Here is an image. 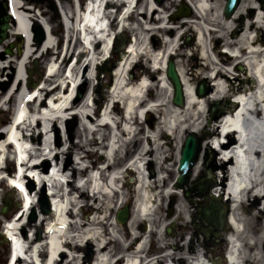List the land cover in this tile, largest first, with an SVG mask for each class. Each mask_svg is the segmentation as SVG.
I'll return each instance as SVG.
<instances>
[{
  "label": "bare ground",
  "instance_id": "1",
  "mask_svg": "<svg viewBox=\"0 0 264 264\" xmlns=\"http://www.w3.org/2000/svg\"><path fill=\"white\" fill-rule=\"evenodd\" d=\"M115 0H89L86 9L82 7L81 0L77 7L76 2L71 1V9L69 11L61 12L62 21L65 27L66 41L69 38H77L82 46L81 56L78 58L73 66L68 71L67 75L52 87V89H46L45 85H41L34 90H29L30 87H23V82L26 80L25 71L27 69L28 60L32 57L34 50H40V53L48 52L50 49L56 48V41L53 38V30L46 24H41L43 40L34 39V31L30 20L32 16L22 12L21 7L22 0H9L10 11L14 17V27L11 28V33L22 37L23 51L21 57L16 64L15 79L6 93L0 92L2 98V106L6 104L8 99L16 97V107L14 119L25 121L21 124L22 128H32L33 131L37 127H41V136L43 138L40 146L36 149L28 145L24 140L23 131L19 127H16V122L12 123L5 128L3 133H0V153L2 157L0 159V166L3 165V159L6 155V150L13 148L10 143H14L17 150V158L20 164L19 171L21 174L17 179H11L10 184L19 188L25 195V204L22 205V214L18 220L9 223L8 235L14 236L12 243V252L8 263L18 264L21 262L18 258L27 259L31 261V264H71L76 261V256L72 255L71 248L74 244L82 247L83 245H91L96 248L95 252L98 255L94 264H118L124 260H127L125 264H205V258H209L206 250V241L194 239H188V236L197 235L203 227L197 228L194 233H184L183 229H189L188 224L185 222V217L190 213V209L193 207L192 203L196 200H191L189 205L180 207L177 211V217L172 221V227L167 228L172 234L173 229H181L182 235H177L173 240L159 231L161 220L156 216V202L157 199H163L166 197L165 191H158L165 187L160 186L165 182V179L157 176L154 171H149L148 166L152 163L160 165V170L165 169V165L170 156L167 155L166 143L162 144L163 138L172 141V137L178 132L181 134L180 140V152L181 157L184 137L190 129L194 134H200V131L206 132L202 138H205L210 145L207 144L208 152L212 157H215V162L210 164V168H216L217 171L213 175L211 170L208 172L212 179V191L208 193V199L214 201L215 205L219 206L221 210L226 212V228L219 234L225 241L231 242L233 245V251L228 252L226 264H264V248H261L263 234H264V47H261L260 34L257 33L256 38H251L249 31L251 30H264V14L262 11L255 13L253 19H247L245 22L244 31L237 38L230 42H224L219 37H216V32L210 29L212 24L206 22L202 23V27H197L196 31H193L194 46L186 53L189 59L182 64H179L177 68L182 85L184 87L185 105L181 108L174 107L172 111L168 109V105L160 102L156 105L150 106L148 110H144L145 114L149 112L160 113V108L165 106V115H169L172 118L170 126L161 123L158 127L157 134L161 136H153V144L142 146L141 151L132 159L124 173L137 176L136 185L138 184V202L142 201V204L134 211L133 216L128 224L129 230L127 232V238L129 239L127 245L123 246L121 250V256L117 262H114L108 252V246L112 241L118 242V230L114 224H110L111 227L110 237L111 240L102 236L99 232L98 226H102L107 221V212H111L116 204L123 205V199L115 200L120 193L116 190L115 186L120 176L117 174L110 178L109 183H102L101 173L98 172L85 182L81 189H93V198L97 200L103 199V204L100 210V217L95 218L92 222L91 229H86L87 223L80 221L73 223L69 220L68 214L73 206L71 201V191L67 193L65 191L60 195L58 189L64 187L66 184V177L61 176L65 174L66 167H62V171H57V165L50 172H45V168L41 169L43 163L49 161L58 160L60 157L59 149L56 146V138L53 126L59 120H65L64 114L67 109L77 110L81 107L79 103H75L73 100L74 92L71 91L69 99L65 97H57L51 99L49 107L46 105V111H42L43 105L45 107L46 99H42L43 93H54L60 89V93L66 87V80L73 77V72H79L83 67V59L91 56L87 59V68L89 65L94 68L104 64L108 66V59L111 57L110 50L112 48L113 36L109 32L108 19L113 15V8ZM136 0L129 2L127 10L124 15H121L120 23L121 31L125 28V18L131 11V4ZM180 1V0H179ZM194 7L197 14L204 16L210 8L209 0H197L198 5L195 6L191 0H187ZM246 0H243V3ZM139 4V3H138ZM148 4V10L150 13H154L156 6L151 1ZM146 4V5H147ZM243 9V4L239 8L237 14ZM254 9H256L254 7ZM84 12V13H83ZM200 16V17H201ZM243 16V15H242ZM39 27V26H38ZM149 28V27H148ZM159 40V39H158ZM142 45L139 44L137 37H134L130 41V45L126 51L121 55L120 61L117 64L115 70L111 73L114 78V86L110 89L112 100L110 102L119 101L125 105V111L123 114V120L126 124L132 121H138V112L141 110L145 103L144 92L150 87L144 80V77L149 76L152 78L153 73L145 70L142 73H137L134 78L127 80L125 72L130 73L132 66L138 65V61L141 57L150 55L148 49L147 38L144 37ZM160 41V40H159ZM161 42V41H160ZM174 42V41H173ZM100 43L101 49L96 52L95 45ZM164 43V46L169 44ZM56 50V49H55ZM224 50V51H223ZM56 52V51H55ZM57 53V52H56ZM101 54L100 59L96 55ZM183 56V52L177 54V50L172 46L168 51L164 52L163 69L166 74V63L172 59L173 56ZM157 58H155V61ZM11 63L8 65L10 66ZM192 67V81L200 80L206 89L212 90L210 98L219 101L216 104V109L213 117L214 122L201 128L202 122L200 118V112L198 109H202L205 104V100L198 97L193 85L187 81L186 75H188L187 67ZM236 66V69H232ZM8 66H4L0 62V71L3 72ZM52 65L47 71V82H51L53 78L58 75V69ZM156 69H159L156 65ZM136 83V86L134 85ZM212 87V89H211ZM29 93V94H28ZM32 93V94H31ZM65 94V93H64ZM239 95V96H238ZM30 98L38 97L39 102L35 109L33 122L29 121L30 113L28 114L25 106L26 97ZM238 96L241 105H234L231 99ZM36 100L34 101L35 104ZM109 106V105H108ZM117 104H114L112 111H109V107L106 108L104 118L101 119L95 129H89L91 134L100 135L103 128L109 127L112 124V134L110 145L107 153L101 157L102 161L114 163L115 155L117 153L116 144L119 143V129L118 122L107 121V113H113ZM30 109V108H29ZM45 109V108H43ZM181 110H185L186 114L183 115ZM144 111L142 114H144ZM226 113L224 117L216 120V116L219 113ZM96 113V112H95ZM40 115V116H39ZM81 119L88 120L89 115L80 113ZM202 129V130H200ZM236 131V132H234ZM20 132V136L17 133ZM122 133L132 136V129H122ZM149 133V132H148ZM228 133V135H226ZM3 134L7 135L8 141L1 139ZM150 138L151 136L148 135ZM162 139H161V138ZM227 140V144H222ZM94 145L97 144V139H93ZM36 160H33L30 152H35ZM236 152L233 158H229V154ZM152 153L155 156H152ZM139 161H143L140 167L137 166ZM31 163V164H30ZM52 164V163H51ZM50 164V167H51ZM26 167V169H25ZM199 168V164L196 166L195 171ZM60 169V170H61ZM83 170V169H82ZM166 170V169H165ZM23 171L29 172V176L35 181H32L29 177L23 173ZM196 173V172H195ZM156 175V176H155ZM4 176L0 175V183L3 182ZM27 179L36 182L35 184L41 187H47L48 194L46 195L50 199L51 214L48 218L51 221L46 225V229L43 231V239L40 242H35L31 251L27 243L22 242L24 237L20 233V227L17 223L23 218L26 224V215L33 208V202L31 201L32 193L27 187ZM92 182V186L89 183ZM206 180H202L204 184ZM29 183V182H28ZM33 184V183H32ZM34 184V185H35ZM134 184V185H135ZM207 184L202 187L205 188ZM250 188V189H249ZM15 189V188H14ZM19 192V190H17ZM30 192V193H29ZM85 194V191H82ZM23 197V195L20 193ZM176 190H169L167 192L168 197L174 198ZM219 195V197H217ZM7 204L11 205V199H6ZM198 202V198H197ZM199 208L201 206H198ZM28 208V209H27ZM174 216H171L172 218ZM46 218H40L39 224H43ZM91 222V221H90ZM147 222L151 223V231L148 233ZM118 225V224H117ZM106 226V225H105ZM75 228L76 234L71 233L70 229ZM200 229V230H199ZM21 236V238L19 237ZM5 238V235H4ZM154 241L155 244H159L160 248L168 251L169 247L176 248L174 251H169L161 257H156L152 251L146 252L147 243ZM211 237H206L208 244H218L212 242ZM9 241V240H8ZM25 241V239H24ZM238 244H237V243ZM179 244L182 246L180 249ZM216 244V245H217ZM93 251V250H92ZM106 251V252H104ZM31 252L33 257L28 256L27 253ZM46 252L47 257L45 260L41 258V253ZM153 254V255H152ZM19 256V257H18ZM67 256L69 257L67 259ZM125 261V260H124ZM193 262V263H190ZM85 264V263H80ZM210 264H225L220 258H215Z\"/></svg>",
  "mask_w": 264,
  "mask_h": 264
},
{
  "label": "rangeland",
  "instance_id": "2",
  "mask_svg": "<svg viewBox=\"0 0 264 264\" xmlns=\"http://www.w3.org/2000/svg\"><path fill=\"white\" fill-rule=\"evenodd\" d=\"M67 1L68 0H22V2L26 5H34L36 8L39 9L40 15L38 14V11L37 13L34 12L35 14L33 13L32 24L35 31H40L39 29L41 24H46L50 26L53 30V38L56 41L57 46V49L55 48L56 50L50 49L47 53L43 54L40 53V50L34 51L32 57L28 60L27 69L25 72L26 80L22 84L23 87L29 85V90H34L35 88H38L41 85H45L46 89L48 90L52 89L53 86L60 83L64 76L67 75L74 62L81 56L82 46L77 40V38L71 37L68 41H66L67 33L65 31L62 16L60 13L65 9L66 11H69V9H71V4H69ZM209 1L210 8L207 11L206 15L201 16L200 13L197 14L195 12L191 18L184 19L183 21L178 22H171L170 17L174 15L173 13L179 6V0H165L161 6L155 5L156 9L154 13H150L148 10H146L148 9V4L145 6H142L140 4L139 10L144 11L145 13L143 15H139L137 13V16L131 17L128 23H126L125 21L126 29L124 28V31H121V33L116 34L119 38H121V43L126 40L127 45L134 37H137V39L139 40V44L142 45V40L144 37H146L149 49L147 51L153 55L152 57L150 55L141 57L138 61V65L132 66L130 73L126 74L125 72V78L127 80H131L136 76L137 73H142L145 70L153 73L154 76L152 78H150L149 76L144 77V80L147 82V85H150V87L143 93L147 103H145L144 107L137 113L139 117L137 122L134 120L129 124L125 123V121L123 120L125 105L121 102L115 107L113 113H107V121L109 124L110 122L119 123L117 129H119L118 132L120 137L119 143L117 145L118 150L115 155L114 163L109 164L108 160L102 161L100 159L106 154V150H108L106 148V144L108 145L111 139L113 129L112 124H110L109 127L103 128L101 134L97 136L91 134L87 130L96 128L101 119L104 118V115L106 113V107H109L111 104L110 100H112V95L110 94V89L112 90L115 82L114 78L108 74L107 70L116 68L117 64L120 61L124 47L115 52H110L111 57L108 59V66H104L107 62L100 65V67L102 66L101 71L99 70V66L94 68L93 66L89 65L87 68H85L86 64L88 63L86 62V60L90 59L91 56L85 57L82 60V69L78 73L73 72L74 76L68 78L65 81L66 87L64 90H62V93H60L61 88L55 91L54 93H48V95L43 93L42 99H46L47 103L50 102L51 99H56L60 96L66 98L64 100L65 102L67 99H69L71 91H73V100L75 101V103H79L81 105V107L77 110H71V113L66 112L64 114L65 120H59L55 124V126L52 127L55 132L56 146L59 149V159L55 161L45 162L42 164L41 167H39L41 169L45 168L46 171L48 168H50L51 163V167L53 168L56 167V165L60 168L67 166V177L71 180V183H68V188L71 191V201L74 202L68 214L70 220L73 223L77 222L78 224L80 221L86 222V229H91L92 227H94V225H92L94 219L100 217V210L98 212V210H96L95 208L101 209L103 204V199L102 201L101 199L96 201V199L93 198L94 192L92 187H89V189L85 188L80 190L76 186L77 183H79L84 178L88 179L90 176L95 175L98 170H94L93 172H91L92 169L88 168V171L84 172L80 171V168L85 165L89 167L93 166L94 168H97L99 166V172H101L100 177L102 179V183L105 184L109 183L110 178L113 175L117 174V176H120L115 186L116 190H119L120 193L117 195V198H115V200H120L121 202V198H124L122 201L123 205L119 203L116 204L111 212L106 213L108 219L104 222L105 224H103L102 226H98L99 232L102 233V236L109 240L111 239L109 235L111 232V227H109L110 224L113 223L119 231V241L111 242V244L108 246V252L110 257H116V255L121 256V250L123 249V246L129 243V239L126 235L129 230L128 224L133 216L134 211L138 209L136 208L137 202L139 200L138 184H135L136 179L138 177L124 172L127 169L132 157L141 151L142 146H146L148 144L152 145L154 143L153 136H161L160 134H157L159 131L158 127L161 125V123L165 122V124L170 126L173 121L171 116L164 114V111L166 110L165 106L160 108V113L158 114L153 112L145 114V111L150 108L148 106L150 105V103H152V106L163 102L164 104H167L168 109H172V111H174V107H176L172 103L174 95L173 87L167 79V75L165 74L163 69L164 52L168 51V49H170V47L172 46L177 50V54L180 52H183V54L185 55L186 53H189V50L193 48L194 43H192L191 41L190 44H186V39L189 36L192 37V40L194 39L192 33L193 31H196L197 27H202L203 20L204 22H206L204 24H212V26L210 25L209 27L213 30V32L215 30L216 37H219L224 42H230L233 40H237V38L242 34L241 33L240 35H237V32H240L241 30L244 31V28H246V20L253 19L251 18L253 11H255V13L262 11L264 14L263 5L259 0H246L244 3L243 1L241 3V5L243 4V9L240 12L241 14H237L239 10L238 9L233 19L226 20L223 16L225 0ZM191 2L195 6L198 5L197 0H191ZM254 7L256 9H254ZM139 16L144 18V20H141ZM119 27L120 26H118L117 29ZM249 32L251 34V38H256V40L258 39L256 34L259 33L261 47H264V30H251ZM33 33L36 36V32ZM233 36L234 38H232ZM15 39H17L16 42L19 43L17 36L11 35L9 38L10 41ZM34 39L43 40V36L41 35L40 39L38 36L37 38L34 37ZM168 39L170 40V43L164 46V43H168ZM8 41L0 45V62L4 66H8L3 72L0 71V92H2L3 94L9 90L15 79L16 64L20 59L19 54L22 53L23 49V47H21V43H19L20 47L18 48V54H16L15 51L14 57L7 56L3 58L2 51L6 49ZM95 49L98 53V51L101 49V44H96ZM96 56L98 59L102 57L101 54H98ZM187 57V55L185 57H179L177 55H174L172 59L173 61H175L176 67L178 68L180 63L182 64L183 62L189 60ZM155 58H157V60L154 63ZM9 63H11L10 66L8 65ZM52 65L56 66L55 69H58V75L53 78L51 82H47V71ZM156 65H158L159 69H156ZM235 67L236 66H233L232 69H236ZM191 68L192 67L189 66L187 67L189 73L188 75H186V79L193 85V88L196 92L198 86L203 81H192L193 78L191 76ZM29 72H32V74L29 75ZM134 85L136 86V83ZM211 92L206 97L202 98L205 100V104L203 105L202 109H198L202 122L201 128L214 122V116L210 114V109L215 104H218L219 101L210 98ZM2 98L3 95L0 96V129L5 130V128H7L11 124L12 119L14 117L16 97L7 100L6 104H4L3 106L1 104ZM46 101L45 107L43 105V108L45 109L39 108L42 109L41 112L43 110L46 111ZM37 105L38 103L30 107L31 113L29 121L31 122V125H33V118L37 117L34 115H38L35 114V109ZM143 111L144 114H142ZM181 111L183 112V115L186 114L185 110ZM80 113L88 114L90 116L89 119H81ZM33 127L23 129L22 131L23 136L25 138L24 141L34 149L41 145L43 138L41 136L42 128L37 127L33 131ZM124 128L132 129V136L128 135L127 133H125L126 135H124L122 133V129ZM192 130L193 129H190L184 137V143L190 134H194L192 133ZM202 133L203 135L206 134V132L200 131V134L195 135L197 136V138L202 139ZM148 135H150L151 137L149 138ZM17 136H20V132L17 133ZM4 137L5 135L1 136V139L4 140ZM180 137L181 134L179 132L172 137V141H170L168 138L162 139L160 137L162 139L160 143H166L167 155L170 156L169 160L167 161V164L165 165L166 170L163 169L161 171L160 165L157 163H151L148 166V170L150 172L154 171L157 174L158 178L162 177L165 179V182L161 183L160 185L163 186L165 184V187L158 191H165L164 193L166 197L163 199L158 198L155 207L157 208L156 216L161 220L159 231L166 234L171 240H173L174 237L177 235H182V231L181 229L176 228L173 229V232L171 234L167 232V228L172 227V221L177 217L178 209L180 207H184L185 205H189L190 200L196 201L195 203H192L193 207L190 209L189 215L185 217V222L188 224L189 229L184 228L183 231L186 234V231L190 230L188 231V233L190 234L191 232L194 233L197 228H200L199 225L201 224L198 222L197 219V213L199 208L198 206H201V209H204L206 206H212V201L211 199H206V197H200L201 200H199L197 196L200 195V193L197 192V186L202 187L204 184H207L208 190L206 195L208 196V193L213 189L211 175H209L208 172L211 170V173L214 175L217 171L216 168H210L209 166L210 164L215 162V156L212 157V155L208 154L209 152L207 144L210 145V139L208 142L204 138L203 153L200 156L198 162L199 168L197 169V171H195V173L194 170L198 164L194 167L190 183L184 189L176 190L175 183L178 178V165L180 160ZM94 138L97 139L96 145H94L93 143ZM104 148H106V150ZM32 153L33 152H30V154ZM9 154L13 158L12 148L8 149V155ZM32 156L34 158L33 160H36L34 154H32ZM35 156L37 155L35 154ZM152 156H155V154L152 153ZM14 170L15 163L13 160H10V158H8L6 160L4 170H0V175L2 176V174L5 173V175H7L9 178H13ZM27 174H29V172H27ZM202 178L206 180L204 184H202V182L199 183ZM28 182L26 184L27 187L29 186V191L32 193L31 201L33 202V208L28 213H25L26 224L24 223L23 218L17 224L21 228L20 233L23 235L25 242L30 246L32 244L31 238H34L33 240L36 242L38 233L44 230V228L51 221V219L48 218L50 216V206L48 204V196H46L45 194L46 187H41V189H37V186L34 185V182L31 181V185L30 180ZM85 182L86 181L83 180V184H85ZM89 185L92 186V182H90ZM169 190H176V195L174 198L167 196V192ZM82 191H85V194L82 193ZM8 197H10L11 199V205H8L7 213H3L2 209L5 207L6 199ZM141 202H138V207L140 206V204H142ZM126 207L129 209L130 218L126 225H121L116 222V215L120 210ZM22 212V202L18 196V193L16 191L11 190L7 186L5 181L0 183V264H8V259L10 255V244L8 241L4 240L1 233L3 225L8 221H13V219L18 215L21 216ZM171 216L174 217L170 218ZM41 217L46 218L43 224H39ZM147 225L149 227L148 233H150L151 223L147 222ZM203 229L206 230V225ZM203 229H199L200 231L197 235L190 234V236H188V239L193 238L195 243H197V240H205V246L208 254L212 258L218 257V255L220 256L222 252H218L217 246H220L222 244L223 237L221 238L222 240L219 242V244L216 243L217 239L213 238L214 240L212 242L216 243L217 245H210V243L208 244L207 239L203 234ZM70 231L72 235L76 234L75 228L71 227ZM19 237L21 238V236ZM263 243L264 234L261 244ZM263 246L264 244L261 245V248ZM181 247L182 246L179 244L178 248L180 249ZM175 249L176 248L169 247V251H174ZM95 250L96 248H94L92 244L88 246L83 245L82 247L76 246V244H74L71 250L69 251H71L72 255L76 256V261L72 262L71 264H94L95 259L98 256ZM147 251H152V253L155 254L156 257L163 256L162 248H160L159 244H155L154 241H152V238L150 242L147 243L146 252ZM45 253L46 252H43V254L41 255L43 260L46 257ZM68 258L69 257L67 256V259ZM18 264L24 263L19 262Z\"/></svg>",
  "mask_w": 264,
  "mask_h": 264
},
{
  "label": "water",
  "instance_id": "3",
  "mask_svg": "<svg viewBox=\"0 0 264 264\" xmlns=\"http://www.w3.org/2000/svg\"><path fill=\"white\" fill-rule=\"evenodd\" d=\"M158 4H161L162 0H156ZM241 0H226V5L224 9V16L227 20L231 19L235 12L237 11ZM192 16V11L185 5L184 3L178 9V13L173 17L175 21L182 20L184 18H189ZM11 19L10 16H6L3 22V26L0 28V44L7 39V30L10 28L9 20ZM189 42V40H187ZM7 55L12 56L13 53L11 52V48L6 51ZM167 77L171 82L174 90L173 96V104L177 107H182L185 104L184 98V89L179 77V73L177 71L175 62L173 60H169L167 64ZM210 93V90L206 89L205 86L202 84L199 86L197 90L198 97H206ZM80 98V97H78ZM79 100V99H78ZM215 107L210 110V113L213 115L215 113ZM201 140L198 139L194 134H190L183 146L181 159L179 162L178 173L179 177L177 179L175 188L176 189H183L186 185H188L192 170L195 167L196 163L199 159V154L201 152ZM198 191L204 195L207 191L206 188H197ZM7 210L4 208L3 213H6ZM202 218L209 219L210 224L215 225L216 228L221 229L224 222H223V212L219 214L218 209L214 206L209 207L206 212L202 213ZM129 219V211L126 207L125 209L121 210L116 217V221L120 224H126ZM170 232V231H168ZM208 235V234H207ZM41 238V232L38 235V239Z\"/></svg>",
  "mask_w": 264,
  "mask_h": 264
},
{
  "label": "flooded vegetation",
  "instance_id": "4",
  "mask_svg": "<svg viewBox=\"0 0 264 264\" xmlns=\"http://www.w3.org/2000/svg\"><path fill=\"white\" fill-rule=\"evenodd\" d=\"M71 1L72 0H68L67 2L69 3V4H71ZM74 1V3L76 2V4H77V6H79V2H80V0H73ZM116 1V0H115ZM114 1V2H115ZM152 0H136V2L137 3H139V5L141 4L142 6H145L147 3H149V2H151ZM154 1H156V0H153V2ZM164 1L165 0H162V2H161V4L160 5H162L163 3H164ZM261 3H263V0H259ZM88 2H89V0H81V3H82V7H83V9L85 10V8H86V6H87V4H88ZM264 4V3H263ZM114 7H115V5H114ZM9 9H10V4H9V0H0V28L3 26V22H4V19L6 18V16L9 14ZM114 9V8H113ZM173 14H175V12L173 13ZM11 35H14V34H12L11 33V30L9 31V35H8V37L10 38V36ZM16 36V35H15ZM9 38H8V40H9ZM7 40V41H8ZM184 40V39H183ZM17 41V39H15V40H9L8 41V44L6 45V49L4 50V51H2V54H3V58H5V57H7V55L5 54V51L6 50H8V49H12V51L15 53V51H16V54H18V48L20 47L19 46V43H21V47H23V42H22V39H20V38H18V42L19 43H17L16 42ZM5 43V42H4ZM34 51H36V50H34ZM20 52H21V50H20ZM19 52V53H20ZM225 222H224V224H223V226H222V229L221 230H223L224 229V226H225ZM221 250H224V248L223 247H221L220 248Z\"/></svg>",
  "mask_w": 264,
  "mask_h": 264
}]
</instances>
